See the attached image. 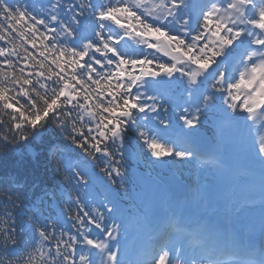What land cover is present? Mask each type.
<instances>
[{
	"label": "snow or ice",
	"instance_id": "1",
	"mask_svg": "<svg viewBox=\"0 0 264 264\" xmlns=\"http://www.w3.org/2000/svg\"><path fill=\"white\" fill-rule=\"evenodd\" d=\"M49 132L75 146L54 145L71 191L45 210L0 186V264H264V0H0V152ZM198 162L229 223L179 182L127 206L133 165Z\"/></svg>",
	"mask_w": 264,
	"mask_h": 264
},
{
	"label": "trees",
	"instance_id": "2",
	"mask_svg": "<svg viewBox=\"0 0 264 264\" xmlns=\"http://www.w3.org/2000/svg\"><path fill=\"white\" fill-rule=\"evenodd\" d=\"M214 134L219 135L216 131ZM54 145L59 146L65 152L75 147L59 133L49 132L18 152H0V186L4 182L11 181L13 186L23 194L27 208H31L34 203H39L43 199L44 208L48 210L49 205L45 192L54 191L57 201L52 205V209H56L63 204L71 191V185L68 183L67 174L61 163L60 153L55 150ZM133 166L145 171L151 169L143 164ZM191 172L194 173L195 170L192 168ZM134 189H136L135 183L130 185V190L124 196V200L128 206L137 210L138 206L134 204ZM201 193L204 195V192L201 191Z\"/></svg>",
	"mask_w": 264,
	"mask_h": 264
},
{
	"label": "rangeland",
	"instance_id": "3",
	"mask_svg": "<svg viewBox=\"0 0 264 264\" xmlns=\"http://www.w3.org/2000/svg\"><path fill=\"white\" fill-rule=\"evenodd\" d=\"M224 139L227 140L228 137ZM219 149L221 153H223V151L225 150L222 147ZM197 164H200V163L198 162ZM198 169H199L198 177H199V183H200L199 191H202L203 189L206 192V195L208 197L204 202L202 212L207 213V214H211V213L217 214V207L220 203L223 202L224 197L226 196V190H225L224 183L219 182L217 180L216 174L207 165L200 164L198 166ZM205 169H208V170L205 171ZM141 179L143 183L145 184V186L148 188V190L152 192V195H151V198H152L153 194L156 192V186H157L156 181L157 180L150 176H145L143 174L141 175ZM172 183H174V181H172ZM232 186L235 188L237 195H239L238 190H237L239 186V182H235L234 184H232Z\"/></svg>",
	"mask_w": 264,
	"mask_h": 264
},
{
	"label": "bare ground",
	"instance_id": "4",
	"mask_svg": "<svg viewBox=\"0 0 264 264\" xmlns=\"http://www.w3.org/2000/svg\"><path fill=\"white\" fill-rule=\"evenodd\" d=\"M257 233L259 234V232H255V236L257 235Z\"/></svg>",
	"mask_w": 264,
	"mask_h": 264
}]
</instances>
